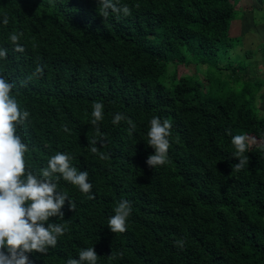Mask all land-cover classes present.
<instances>
[{"label":"trees","instance_id":"obj_1","mask_svg":"<svg viewBox=\"0 0 264 264\" xmlns=\"http://www.w3.org/2000/svg\"><path fill=\"white\" fill-rule=\"evenodd\" d=\"M232 1L119 0L131 15L104 19L97 0H0V48L7 50L0 76L16 85L13 95L30 113L17 130L27 165L39 173L56 152L67 153L88 172L95 196L59 180L75 211L65 201L64 220L49 219L67 231L46 255L28 254L32 264H66L89 247L97 264H264V148L245 153L243 170L232 169L239 162L232 136L264 138V113L252 105L262 81L247 77L254 59L246 61V52L228 60L240 44L228 35ZM13 33H23V52ZM258 50L264 60V41ZM192 57L205 66L216 100L200 95L201 77L177 75ZM220 58L227 77L211 73ZM37 66L43 75H33ZM94 102L104 106L99 132L90 123ZM117 113L135 124L131 134L127 120L112 123ZM154 116L172 127L168 162L152 169ZM121 200L132 213L127 231L114 234L108 219Z\"/></svg>","mask_w":264,"mask_h":264},{"label":"clouds","instance_id":"obj_2","mask_svg":"<svg viewBox=\"0 0 264 264\" xmlns=\"http://www.w3.org/2000/svg\"><path fill=\"white\" fill-rule=\"evenodd\" d=\"M100 15L107 19L110 13L119 19L121 16L131 15L127 5L118 6L119 0H97ZM5 14L3 23L8 24ZM23 33H13L9 39L16 46V50L23 52L19 44ZM6 49L0 48V59L6 58ZM33 75H43V68L37 66ZM29 77L28 79H31ZM16 85L0 76V264H32L29 259L31 253L46 255L50 248L56 247L58 238L62 237L67 227L61 223H49L51 217L64 220L62 208L65 201L69 210L75 211V203L66 192L58 190L60 179L77 187L88 199H95L92 194L93 185L89 182L88 172L79 171L71 163L73 157L64 152H56L48 161L47 166L39 173L33 172L27 165L25 154L28 145L18 134L30 116L21 107L13 95ZM103 103L94 102L90 123L99 132V123L104 119ZM127 120L131 130L135 124L121 113L112 119L114 125ZM147 132V145L154 149V154L148 156L147 165L154 169L167 164L171 123L159 117L150 120ZM64 131H69L65 126ZM231 135V132H228ZM93 154L99 152L98 141H90ZM231 143L235 148L233 157L239 160L232 169L239 172L249 164V157L245 155L249 148V137L246 135L232 136ZM101 146H103L101 144ZM264 148V145H261ZM101 159L108 157L100 153ZM114 215L109 217L107 227L114 234L127 231V220L132 213V205L128 200H121L114 208ZM47 224V226H45ZM183 241H176V245L183 246ZM112 255V253L110 254ZM122 255V254H121ZM98 254L94 247L81 249L78 259L69 258L66 264H97Z\"/></svg>","mask_w":264,"mask_h":264},{"label":"rangeland","instance_id":"obj_3","mask_svg":"<svg viewBox=\"0 0 264 264\" xmlns=\"http://www.w3.org/2000/svg\"><path fill=\"white\" fill-rule=\"evenodd\" d=\"M239 16V14L237 15ZM249 17V15H248ZM249 28H253L254 31L250 32L248 36H246L242 43L239 44V46L234 47L231 52H229L228 60H234L236 61V57L244 56L246 52H250V55L246 57V61L251 59H254L255 67L254 69L249 68V72L247 73V77L250 79H254L257 81H262V85L259 88L257 94L254 97V100H252V105L256 109L258 115H261L264 113V60H261L259 57V50L260 44L264 41V25H260L259 27H254L253 25L249 24ZM235 57V58H234ZM195 59V58H194ZM221 62H218L217 70L211 71V73L214 76L218 77H227L229 76V70H223V62L226 61L227 58H220ZM201 64V63H200ZM177 75L179 77L183 76H190L193 74H196L199 77H204L205 73V66L203 64L197 66L196 63H194L193 57L189 62L187 63H181L178 64L177 67ZM202 73V74H201ZM203 75V76H202ZM235 76L236 74H232ZM233 78V77H232ZM237 78L234 79L237 86L241 85V81H236ZM202 84V92L201 96L202 98L209 99V100H216V97L212 93V86H210L209 80L207 78L201 79ZM246 136L249 137V148L248 151L251 152H258L262 147L261 145H264V138H256L252 136L249 133H245Z\"/></svg>","mask_w":264,"mask_h":264},{"label":"crops","instance_id":"obj_4","mask_svg":"<svg viewBox=\"0 0 264 264\" xmlns=\"http://www.w3.org/2000/svg\"><path fill=\"white\" fill-rule=\"evenodd\" d=\"M232 5L237 13L230 19L228 35L239 37L242 43L244 38L254 31L249 28V24L254 27L264 25V0H233Z\"/></svg>","mask_w":264,"mask_h":264}]
</instances>
